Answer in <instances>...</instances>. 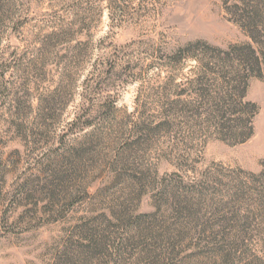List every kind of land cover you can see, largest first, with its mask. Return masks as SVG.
Instances as JSON below:
<instances>
[{"label": "rangeland", "instance_id": "rangeland-1", "mask_svg": "<svg viewBox=\"0 0 264 264\" xmlns=\"http://www.w3.org/2000/svg\"><path fill=\"white\" fill-rule=\"evenodd\" d=\"M198 41L224 50L251 42L224 0H0V264H70L85 228L119 239L169 227L166 264H264L263 227L223 263L215 250L227 247L203 243L159 194L163 179L209 181L221 201L263 170L264 77L249 81L260 111L245 144L147 128L160 120L161 59ZM77 48L79 67L70 64ZM85 111L95 129L70 126ZM144 250L137 238L119 259L92 262L150 264Z\"/></svg>", "mask_w": 264, "mask_h": 264}, {"label": "trees", "instance_id": "trees-1", "mask_svg": "<svg viewBox=\"0 0 264 264\" xmlns=\"http://www.w3.org/2000/svg\"><path fill=\"white\" fill-rule=\"evenodd\" d=\"M224 4L232 21L240 26L251 42L224 50L198 41L165 53L157 67L165 74L160 120L156 125L148 123L150 130L170 133L176 128H185L192 135L199 133L201 138L207 139L215 137L231 146L245 144L254 135V121L260 109L247 100V92L253 77H264V0H224ZM82 57L81 50L77 48L70 64L79 67ZM186 70L188 73L185 75ZM84 84L86 92L92 88L91 80L86 79ZM100 85L103 84L97 83L96 90ZM108 101L116 110L115 99L110 97ZM70 126L84 131L95 129L96 123L88 119L85 111L76 115ZM94 135L95 131L90 137ZM186 157L188 161L191 155L183 156ZM173 174L171 177L183 179L178 173ZM182 181L174 184L163 179L159 194L177 216L189 219L196 236L199 235L203 243L227 247L228 250L224 247L215 250L221 262L234 261L237 251L232 247L234 242H240L242 250L241 245L251 243L250 232L257 229L256 226L258 229L263 227L264 235V166L258 175L252 176L251 182L241 181L240 189L227 192L221 201L215 200L216 193L212 194L209 181L202 184L194 182L190 186H184ZM142 183L147 184L146 179H142ZM233 203H236V208L227 216L228 205ZM210 216L216 221H211ZM220 216L221 219L217 220ZM112 218L117 220L115 215ZM109 230L85 228L86 243L80 247L82 257L70 264H93L95 259L103 260L110 256L119 259L131 241L137 238L144 246L150 264H166L171 259L176 238L171 227L160 233L155 228L136 231L135 234L130 230L119 239H114ZM227 230L230 233H226Z\"/></svg>", "mask_w": 264, "mask_h": 264}]
</instances>
